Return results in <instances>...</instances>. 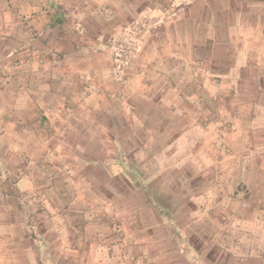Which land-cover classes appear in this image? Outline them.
I'll return each instance as SVG.
<instances>
[{
  "label": "rangeland",
  "instance_id": "rangeland-1",
  "mask_svg": "<svg viewBox=\"0 0 264 264\" xmlns=\"http://www.w3.org/2000/svg\"><path fill=\"white\" fill-rule=\"evenodd\" d=\"M65 1L67 8L56 0H0V14L7 12V19L0 20V46L13 52L8 59H0V77L15 74L21 61L71 58L73 51L62 57L52 40L44 41L36 34L35 41L32 35L36 27L54 26L55 31L68 37L61 44L68 48L73 43H113L112 57L122 61L136 45L146 50L144 31L148 28L155 37L162 28L169 27L168 36L173 38L171 19L177 13H189V19L180 24L186 31L184 43L194 42L201 48L194 49L192 58L189 47L182 69H172L180 73V83L191 93L181 101L182 108L193 110L204 129L194 134V146L175 143L163 147V143L173 141L172 124L157 125L154 121L158 138L156 135V141H151L144 127L137 124L130 128L128 108L121 103L123 126L113 133L107 131L113 105L106 100L104 114L96 117L105 124L100 126L103 130L89 132L82 142L73 137L74 145L68 149L49 150L48 143L36 146L25 138L27 147L21 150L17 143L24 139L22 132L14 130L9 136L13 156L4 155L5 139L0 137V264H198L182 259L184 255L188 260L182 252L187 244L195 242H206V250L209 243H214L228 253L226 256L213 247L211 259L205 258L211 264H232L230 256L245 249L247 243L255 249L256 239L264 238L263 224L256 223L258 219L264 221V212H256L260 205L264 207V194L257 192L264 187V181L257 180L264 171V148H257L264 141V133L260 132L264 118L258 120L255 115L264 109L253 105L248 84L233 83L234 88L225 94L224 83L213 82L223 91L222 98L210 95V68L222 72L233 54L224 36L218 40L222 49L218 63L210 52L213 45L207 34L208 15L204 14L210 0H133V7L126 9L134 27L128 25L129 16L116 20L117 8L110 0L104 4L109 13L104 20L97 18L99 0ZM236 1L231 3L244 7ZM137 12L142 13L140 18ZM16 14L30 29L27 40L14 30ZM193 18H198L196 25L200 22L202 27L195 35L189 30ZM114 22L124 24V34L112 35ZM99 29L105 34L98 35ZM246 39L255 41L253 36ZM22 45L29 46L23 48L30 51L23 52ZM31 49L42 52L33 53ZM144 50L134 59L140 58ZM123 70L135 71L127 67ZM153 70V77L158 79L167 71L161 67ZM82 83V90L88 92L89 84L84 80ZM9 88L17 90L16 84ZM108 92L110 97L118 95L112 88ZM145 102L138 96L136 107L145 109ZM240 105L247 107L241 109ZM155 109L162 116L164 107L153 106ZM240 112L247 115L242 121ZM179 119L192 122L189 115ZM210 120L217 121L221 130L205 127L204 122ZM1 135L4 129H0ZM80 154L87 161L80 160Z\"/></svg>",
  "mask_w": 264,
  "mask_h": 264
},
{
  "label": "crops",
  "instance_id": "crops-1",
  "mask_svg": "<svg viewBox=\"0 0 264 264\" xmlns=\"http://www.w3.org/2000/svg\"><path fill=\"white\" fill-rule=\"evenodd\" d=\"M56 1L63 8H67L66 6L69 5L64 3L66 2L65 0ZM107 1L109 0L98 1V20H104L109 14L104 5ZM110 1L117 8L115 10L116 13H114L116 20H122V18L125 19V16H129L128 25L131 24L130 26L134 27L132 24L133 19H130V14L128 13V9H126L133 7L131 6L133 0ZM236 2L244 5V7L238 8L234 3H231V0H210L209 10L204 13L208 15L207 34L212 39L213 46H211L210 52L211 54L213 53L215 63L219 62L218 54L222 51L220 44H218L220 43L218 42L220 40L219 37H226L224 43L231 46L230 52L233 53L231 54L230 65H226L222 72L218 73L210 66V95H218L219 99L222 98L220 94L223 91L218 89L217 84L214 83H224L225 94L231 91L229 90L230 87L234 88L233 83L236 85L238 83L248 84L251 85L252 89L253 105L259 109H264V100H262V96H264V0H237ZM35 4H39V1H36ZM91 7H94L93 4H91ZM91 7L89 8L91 9ZM6 14L7 12L0 14V20L3 18L7 19ZM141 14V12H137L136 16L140 18ZM15 16L16 18L13 19L15 21L13 24L14 30L17 34L23 33L24 40H27V38H30V29L22 21V17L19 18L18 14ZM136 16H134V19ZM186 18L189 19V13L184 14L180 12L176 14L175 18L171 19L173 27L170 28V31L173 38L168 36L169 27L162 28V33L156 34L155 37H153L152 29L148 28L144 31L146 50L142 47L143 45H136L134 49L132 47L127 51L125 54L126 58L122 61L117 59V56L112 57L115 52L113 43L107 44L102 41L84 44L73 43L68 48L67 45L65 47L61 45L66 40H69L68 37L64 33L55 31L54 26L49 25L45 29L36 27L37 32L32 35L33 38L36 37L35 41H38L36 40V34H39L44 41L52 40L51 43L56 44L55 47H57L56 49L62 57H65L69 51H73V55L67 59L42 58L21 61L17 65L20 69H17L15 74L11 73L9 76L0 77V80H2V85H0V87L2 86L0 89V129H4V135L0 137L1 139H5L2 146L3 154L6 155L7 153L13 156V152L11 151L13 145L9 142V136L11 131L14 130L22 132L24 139L17 143L21 150L27 147L25 138H28L36 146L48 143L49 150L54 151L58 150V148H70L74 145L73 137H76L78 142H82L86 138L84 135H87L89 132L103 130L100 126L105 124H102L96 117L104 114L102 112L104 111L103 108L106 100L110 101L113 105L112 111H110L113 117L110 115L111 121L108 120L107 122V131L115 133L121 130L123 125L120 120V116H122L120 104L122 103L128 108L124 106L123 109L126 108V114L130 115V128H134L137 124L144 127L151 141H156L158 133L155 122H157V125L160 122H164L165 124H172L173 129L171 131L175 135L173 141H168L167 144L163 143V147L175 143L178 146L184 144L194 146V134L200 131L203 125L197 118H194L195 112L193 110L182 108L181 101L184 98H188L191 93L188 94L185 91L186 89H184L185 85L180 83L178 79L180 73L176 68L172 69V67H180L182 69L187 53L186 50L189 47H192V58L194 49L201 48L194 42L189 43V45L184 43L186 31L183 32L180 24L182 21L187 20ZM197 19H190L189 30L194 35L201 31L200 29L202 28L200 22L196 25ZM166 21L169 22L168 19ZM113 24L114 33L112 35L114 37L120 32L124 34L127 30L124 29L122 31V28H125L122 23L117 24L114 22ZM134 24H136V21H134ZM6 30L4 31L5 33L11 32ZM116 30L121 31L115 32ZM73 32L78 33L79 31L73 30ZM103 34H105L103 29H99L98 35ZM148 36L151 38H147ZM248 36L255 37V41H257H248L246 39ZM33 38L30 41H33ZM233 39H240L241 41H245V43L233 41ZM146 41H148L147 44ZM23 46L29 47L22 45L21 48ZM142 49L144 52L141 57L134 59L138 56V53L142 52ZM226 49L229 50L228 48ZM31 50L33 53L42 52L40 49ZM22 51L30 50L23 48ZM12 53L6 47L0 46V59L2 57L8 59ZM99 55L102 57L100 58ZM210 60L213 59L210 58ZM126 67L135 69V71H122ZM158 67L167 69L160 79L153 77V68ZM116 68H119V70H116ZM170 74L171 78L169 77ZM83 80L89 84L88 92L82 90L84 85L82 83ZM12 84H16V91L10 90L9 86ZM236 85L235 87L237 88ZM111 88L116 90L118 95L113 93V97H110L108 90H111ZM138 96L145 99V103H147L145 109H138L136 107ZM223 97L228 98L230 95H224ZM160 101H162V104ZM153 106L164 107L162 116L157 113L156 109L152 110ZM239 107L242 109V107L246 108L247 105H240ZM188 115L191 117L192 122H187V119H179L180 116ZM175 117L178 120L174 119ZM246 117V114L241 115L240 112L239 119L241 121ZM261 118H264L263 110L255 115V119L261 120ZM217 124L215 120H210L208 123L204 122L205 127L209 126L211 131L221 130ZM240 128H242L241 124ZM31 130H33V134L27 135L32 133ZM260 132L264 133V123H262ZM113 141L116 143L115 140ZM261 147L264 148V141L257 148ZM79 159L87 161L83 154L79 155ZM262 164H264V156ZM262 172L264 174V171ZM130 174L135 175V173ZM263 174H258V181H264ZM179 176L180 174H178ZM223 187L227 190L226 185ZM260 188L257 192L264 194L262 190L264 187ZM152 208L151 206L150 209ZM256 209V212H259V210L264 212V207L261 205ZM256 223L263 224L264 226V221L259 219L256 220ZM256 243L255 249L251 246L248 247L247 243L246 247L243 245L245 249L239 248L240 251H237L234 256L229 255L233 262L232 264H264V238L258 237ZM251 244L254 246V242ZM206 245V242L187 244V248L182 252L188 255V260L183 255L182 259H184V262L195 261L198 264L209 262L211 264L205 258L211 259L212 253L210 251L215 246L217 249L222 250L226 256L228 255L225 249H221L214 243H209L208 250H206L208 248ZM225 255L223 256L225 257ZM203 260L204 262H202Z\"/></svg>",
  "mask_w": 264,
  "mask_h": 264
}]
</instances>
